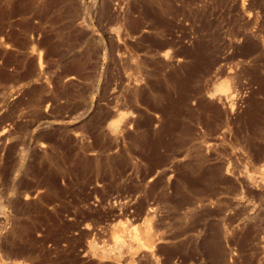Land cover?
I'll list each match as a JSON object with an SVG mask.
<instances>
[{
    "label": "rangeland",
    "instance_id": "1",
    "mask_svg": "<svg viewBox=\"0 0 264 264\" xmlns=\"http://www.w3.org/2000/svg\"><path fill=\"white\" fill-rule=\"evenodd\" d=\"M0 264H264V0H0Z\"/></svg>",
    "mask_w": 264,
    "mask_h": 264
}]
</instances>
